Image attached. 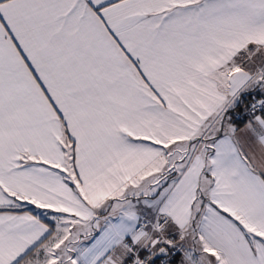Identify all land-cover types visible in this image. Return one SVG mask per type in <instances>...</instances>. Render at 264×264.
Returning a JSON list of instances; mask_svg holds the SVG:
<instances>
[{"label": "snow or ice", "instance_id": "1", "mask_svg": "<svg viewBox=\"0 0 264 264\" xmlns=\"http://www.w3.org/2000/svg\"><path fill=\"white\" fill-rule=\"evenodd\" d=\"M0 264H264V0H0Z\"/></svg>", "mask_w": 264, "mask_h": 264}]
</instances>
